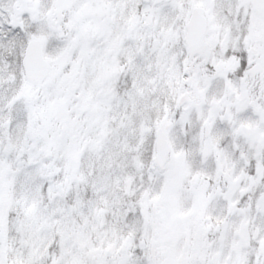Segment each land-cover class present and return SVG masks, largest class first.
<instances>
[{"label":"snow or ice","instance_id":"6c2138e0","mask_svg":"<svg viewBox=\"0 0 264 264\" xmlns=\"http://www.w3.org/2000/svg\"><path fill=\"white\" fill-rule=\"evenodd\" d=\"M0 264H264V0H0Z\"/></svg>","mask_w":264,"mask_h":264}]
</instances>
